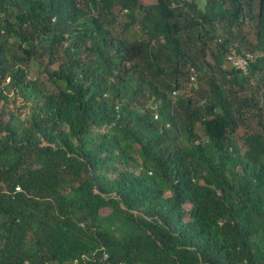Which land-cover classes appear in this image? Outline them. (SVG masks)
I'll return each mask as SVG.
<instances>
[{"label": "trees", "instance_id": "16d2710c", "mask_svg": "<svg viewBox=\"0 0 264 264\" xmlns=\"http://www.w3.org/2000/svg\"><path fill=\"white\" fill-rule=\"evenodd\" d=\"M0 264H264V0H0Z\"/></svg>", "mask_w": 264, "mask_h": 264}, {"label": "built area", "instance_id": "2783aa9c", "mask_svg": "<svg viewBox=\"0 0 264 264\" xmlns=\"http://www.w3.org/2000/svg\"><path fill=\"white\" fill-rule=\"evenodd\" d=\"M226 59L235 67L241 69L244 73L247 71L248 60L251 59V56L246 54L245 56L228 54ZM194 82V77H191L190 83ZM174 94V93H173ZM154 111L153 117L157 118V113L155 112V107H152Z\"/></svg>", "mask_w": 264, "mask_h": 264}]
</instances>
